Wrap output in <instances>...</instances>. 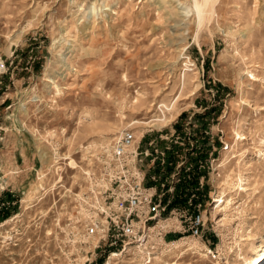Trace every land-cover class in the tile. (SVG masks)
Wrapping results in <instances>:
<instances>
[{
    "label": "rangeland",
    "instance_id": "1",
    "mask_svg": "<svg viewBox=\"0 0 264 264\" xmlns=\"http://www.w3.org/2000/svg\"><path fill=\"white\" fill-rule=\"evenodd\" d=\"M192 4L0 0V264H255L264 252V0H214L198 30ZM160 105L171 122L152 120ZM126 130L183 138L206 244L161 254L69 232L86 173ZM222 192L226 217L212 202Z\"/></svg>",
    "mask_w": 264,
    "mask_h": 264
},
{
    "label": "built area",
    "instance_id": "2",
    "mask_svg": "<svg viewBox=\"0 0 264 264\" xmlns=\"http://www.w3.org/2000/svg\"><path fill=\"white\" fill-rule=\"evenodd\" d=\"M182 145L179 135L137 138L122 131L86 173L87 185L66 219L69 232L114 249L145 240L151 253L161 254L176 240L206 244L203 178H195V163L178 159L175 148Z\"/></svg>",
    "mask_w": 264,
    "mask_h": 264
},
{
    "label": "bare ground",
    "instance_id": "3",
    "mask_svg": "<svg viewBox=\"0 0 264 264\" xmlns=\"http://www.w3.org/2000/svg\"><path fill=\"white\" fill-rule=\"evenodd\" d=\"M129 1V0H128ZM193 1V4H192V7H193V12H194V19H195V22H196V27H197V30L201 28V26L203 25V23L205 22L206 18L208 17L211 18V16H213L215 14V10H211L214 6V0H204V1H201V0H192ZM209 8V9H208ZM130 12V10H129ZM183 66L185 67H188L187 64H184ZM186 71H190L188 70V68H185L183 70V74H182V77H183V80H182V84L184 85V82L186 80V77L188 75V73H186ZM250 73V76L252 75L251 72ZM250 79H254V81H258V77L256 76H251ZM180 97H185L184 96V93H180L179 96L177 97V99L179 100H182L184 98H180ZM163 105H160L159 108H160V112L162 113V118H156V119H153L154 121L156 122H160L162 124L164 123H168V122H171L172 121V117H168V119L165 117V114H164V111L161 109ZM154 116V115H153ZM155 118V117H154ZM151 122V121H150ZM148 123V122H147ZM146 123V124H147ZM152 126H158V123H154V124H151L149 127H152ZM111 133H115L114 130H111L110 131ZM239 138L241 140H245L247 137L244 135V134H240ZM42 156H44L43 154H41ZM239 191H242V192H245L247 191L248 189L245 187V186H241L239 185L238 187ZM225 192H222L218 198L215 200L216 203H218V205L215 207L216 208V212L219 213L222 211V215L224 217L227 216V209L231 207V204H232V198H225L224 196ZM223 218V217H222ZM228 218V217H227ZM225 220V219H223ZM243 238V237H242ZM241 239V238H240ZM242 240V239H241ZM182 240H176V241H173V245H177L180 246L181 245V242ZM256 250V249H255ZM264 250V249H263ZM257 251V250H256ZM115 254H112L111 256H114ZM205 255V254H204ZM110 256V257H111ZM207 256V255H206ZM109 257V259H110ZM220 259V258H219ZM264 260V252L260 254V257L255 259V264H259L261 263L262 264V261ZM108 261V260H107ZM110 261L107 262V264H109Z\"/></svg>",
    "mask_w": 264,
    "mask_h": 264
},
{
    "label": "trees",
    "instance_id": "4",
    "mask_svg": "<svg viewBox=\"0 0 264 264\" xmlns=\"http://www.w3.org/2000/svg\"><path fill=\"white\" fill-rule=\"evenodd\" d=\"M180 201L183 202L182 200ZM9 214H10L9 212H5L4 210H2V212L0 213V221L7 219L9 217Z\"/></svg>",
    "mask_w": 264,
    "mask_h": 264
}]
</instances>
